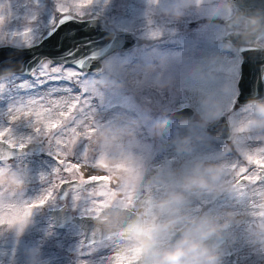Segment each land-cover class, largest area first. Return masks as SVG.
I'll list each match as a JSON object with an SVG mask.
<instances>
[{
	"label": "rangeland",
	"instance_id": "1",
	"mask_svg": "<svg viewBox=\"0 0 264 264\" xmlns=\"http://www.w3.org/2000/svg\"><path fill=\"white\" fill-rule=\"evenodd\" d=\"M75 2L0 0V15L4 17L0 45H32L56 25L63 15L58 9L65 6L68 13L78 16L103 15L116 31L130 32L142 39L138 46L107 57L98 72L86 74L50 62L34 70L47 64L75 72L78 83L74 88L81 95V90L87 91L95 123L89 155L103 158L98 166L111 171V179L120 182L119 187L110 180L106 188H95V199H105L104 207L130 208L145 220L164 223L175 219L174 232L189 222L194 230L203 218H210L218 226L227 224L223 228L228 232V242L216 250L220 264H264V185L257 182L254 186L246 179L239 184L236 172L231 170L235 163L256 170L255 164H248V155L264 161V108H251L250 114L244 111L245 117L236 108L241 62L224 43V36L230 32L226 21L235 15L229 0H91L84 9H77ZM27 29L31 30L27 40L13 35ZM33 73L9 75L0 81L12 90L8 95L14 92L18 98L38 96L39 88L21 96L18 87L21 83L28 89L36 85ZM66 91L69 95L61 98L71 99L72 89ZM9 103L7 98L0 99V127L8 126L10 117L3 114ZM183 107L194 109L192 121L176 124L166 119V113ZM26 111L21 108L15 115L23 118ZM224 114L233 132L228 143L207 131L208 125ZM31 119L43 139L51 121L45 115H33ZM13 131L18 138L34 135L25 121L15 125ZM9 138L15 139L11 134L5 137ZM41 139H33L41 145L40 153L0 163V175L13 174L23 181L22 188L19 184L0 186V204L6 206L0 207V264H128L134 260L131 246L118 236L88 249L79 227H55L48 211L64 205L57 195L64 182L60 177L78 180L79 175L64 170L53 173L58 161ZM108 156L133 157L135 172L104 163ZM64 158L73 161L71 154ZM207 169L221 172L214 191L185 189L188 180ZM80 175H85L82 169ZM48 189L53 199L34 210L28 219L4 223L11 206L19 210L20 205L35 201ZM89 190L70 191L66 203L74 215L90 216L86 214ZM133 190L139 196L133 207H126ZM108 193H114L110 199ZM172 194L184 196V204L175 217L160 214L156 204ZM171 235L160 241L161 249L171 247ZM231 256L236 258L235 263ZM116 257H120L119 262Z\"/></svg>",
	"mask_w": 264,
	"mask_h": 264
},
{
	"label": "water",
	"instance_id": "2",
	"mask_svg": "<svg viewBox=\"0 0 264 264\" xmlns=\"http://www.w3.org/2000/svg\"><path fill=\"white\" fill-rule=\"evenodd\" d=\"M235 10V15L226 21L230 32L226 36V42L234 49L241 52L243 57V80L240 84L241 94L239 104L252 102L264 103V49L255 44V40L264 37V0H229ZM246 21L245 31L236 32V28ZM142 42V39L130 32H119L108 25L103 15L92 14L88 17L67 13L61 15L56 25L46 30L32 45L18 47L13 45H0V59H6L9 67L0 70V79L9 75L31 76L44 62L64 64L78 69L82 73L101 71L104 60L119 51H127ZM257 77V82L251 80ZM195 111L191 107H184L168 112L166 119L177 123H187L194 119ZM210 135L218 140H231L232 133L226 117H221L207 127ZM4 151H9L4 148ZM42 147L38 143H30L21 151H12L11 159L26 156L28 153L38 154ZM10 159V160H11ZM99 171V170H98ZM78 181V180H69ZM97 187L106 182H94ZM112 184L120 186L118 179L113 178ZM89 187L77 184L62 183L58 191V199L64 203L60 208L50 209L48 215L53 219L58 229H63L69 224L79 227L84 233V241L90 240L97 231L109 238L117 236L118 230L136 218H141L130 208L106 205L96 218L91 216L74 215L67 206V197L71 190H88ZM119 213L117 222L111 228H105L99 224V217L105 211ZM192 222L177 230L171 235L168 245L172 246L179 240L185 231L191 228ZM104 241H97L95 244ZM228 242V232L221 228L220 235L213 237L207 243L218 250ZM87 246V243H84ZM161 248V246H159ZM235 263L236 258L231 256ZM128 264H134V260ZM141 264H151L144 257Z\"/></svg>",
	"mask_w": 264,
	"mask_h": 264
},
{
	"label": "snow or ice",
	"instance_id": "3",
	"mask_svg": "<svg viewBox=\"0 0 264 264\" xmlns=\"http://www.w3.org/2000/svg\"><path fill=\"white\" fill-rule=\"evenodd\" d=\"M91 0H77L74 6L77 9H84L89 6ZM62 14H67V6L58 9ZM82 14V13H80ZM4 24V17L0 15V26ZM30 29L25 30L23 33H14L13 35H20L27 40L30 33ZM9 67L6 59H0V70H4ZM32 79L37 81L36 85H33L31 89H28L26 84L21 83L18 87L23 96L25 91H35L39 88L40 95L32 97L18 98L13 92L12 95H8L11 89H9L6 82L0 81V99L7 98L10 103L3 114L7 119L8 126L0 127V163L4 164L8 162L12 156V151H23L28 144L33 142L34 138H40L39 129L34 128V121L31 119L33 115L41 116L45 115L51 123L48 124L47 135L41 139L47 146L51 154L54 155L58 161V166L54 169L53 173H60L61 170L72 173V175H79L78 181H68L64 177H60L62 181L67 184H77L79 186L89 187L90 190L87 195L90 197V207H88L86 214L90 215L93 219L99 215L100 210L104 207L106 200L99 201L95 199L97 192L94 189L97 184L94 182H106L112 178L111 171H105L108 175L92 174L80 175L81 169L98 170V164L103 158L92 157L89 155V148L91 147L92 135L95 132V123L89 111V105L87 100V91H83L81 95L79 91L74 88V85L78 83V74L75 72H68L67 69H61L58 67H50L45 64L40 70L35 71L32 75ZM49 89L53 91L49 92ZM61 89L64 91H55ZM67 89H72L71 99H63L62 96H68ZM26 108L27 115L17 118L15 113L19 109ZM63 118V119H61ZM91 119V122H89ZM27 122V126L34 134L33 136L18 138L14 134V127L19 122ZM11 134L15 139H5L6 136ZM55 147V151L53 148ZM6 148L9 151H4ZM68 154L73 156V161L69 162L66 158ZM248 164H255L256 170L248 167L241 166L240 163L231 165V170L236 172L235 181L239 184L244 179L252 182L255 186L257 182L260 185H264V161L260 159H254L252 155L246 157ZM44 179V177H41ZM50 182V181H49ZM100 187L106 188L105 184H100ZM55 187V186H53ZM114 193H108V198ZM139 196V193L133 190L129 197L126 207H133V201ZM80 197L77 196L76 199ZM255 199V197H253ZM53 199V192L48 189L37 198L35 201L29 203H23L19 206V210H15L16 206L13 205L9 208V214L4 218V223L12 224L16 222H22L28 219L33 211L46 205L49 200ZM0 207H6L0 204ZM110 239V238H109ZM97 241H105V237L98 231L93 234L90 240L84 241L87 243V248H92ZM117 261H120V257H116Z\"/></svg>",
	"mask_w": 264,
	"mask_h": 264
},
{
	"label": "clouds",
	"instance_id": "4",
	"mask_svg": "<svg viewBox=\"0 0 264 264\" xmlns=\"http://www.w3.org/2000/svg\"><path fill=\"white\" fill-rule=\"evenodd\" d=\"M264 115V111H261ZM111 166L129 168L135 172L136 160L133 157L126 159H116L108 156L103 161ZM98 170L105 172L103 167L98 166ZM221 178V172L217 169H207L203 173L193 176L185 184L188 191L212 192L216 183ZM19 184L23 187V181L19 177L8 174L0 175V186ZM185 202L182 195L172 194L166 199L159 201L156 208L159 213L175 217L180 210V206ZM119 213L105 211L99 217V224L103 227L111 228L118 220ZM175 219L167 222L149 221L136 218L129 221L126 226L117 232V236L127 242L135 253L134 264H141L142 258L147 257L151 264H220V256L207 242L213 237H218L222 227L216 225L210 218H203L192 230L185 231L183 236L170 248L161 249L160 241L170 236L175 230Z\"/></svg>",
	"mask_w": 264,
	"mask_h": 264
},
{
	"label": "flooded vegetation",
	"instance_id": "5",
	"mask_svg": "<svg viewBox=\"0 0 264 264\" xmlns=\"http://www.w3.org/2000/svg\"><path fill=\"white\" fill-rule=\"evenodd\" d=\"M246 28H247V23H246V21H243L241 24H239L238 26H237V28H236V32H239V33H241V32H243V31H245L246 30ZM226 36L227 35H225L224 36V43L226 44V45H229V47H230V49L239 57V59H240V62H241V65H240V74H239V80H238V98H237V109H239V110H241L242 112H241V116L242 117H245V116H243L242 115V113L244 112V111H246L247 112V114H250L249 113V111L251 110V108L253 109V108H255V107H261V108H264V103H260V102H252V103H249V104H239V97H240V94H241V87H240V84L242 83V80H243V71H242V65H243V62H244V60H243V57H242V54H241V52L240 51H238V50H236V49H234L229 43H227L226 42ZM255 44L259 47V48H261V49H264V37L263 38H258L257 40H255ZM251 80L252 81H254V82H257V77H251ZM226 117V119H227V121H228V116L227 115H222L221 117ZM220 117V118H221ZM173 123H175V122H173ZM228 123H229V121H228ZM177 124V123H176ZM229 125H230V123H229ZM230 130H231V133H232V137H233V132H232V129H231V126H230ZM232 139V138H231ZM221 141H225V142H230L231 140H229V141H226V140H221ZM28 155V154H27ZM26 155V156H27ZM26 156H24V157H26ZM21 158H23V157H21ZM15 159H18V158H15Z\"/></svg>",
	"mask_w": 264,
	"mask_h": 264
},
{
	"label": "bare ground",
	"instance_id": "6",
	"mask_svg": "<svg viewBox=\"0 0 264 264\" xmlns=\"http://www.w3.org/2000/svg\"><path fill=\"white\" fill-rule=\"evenodd\" d=\"M82 171L85 173V176H86L88 174H92L94 170L82 168ZM94 173H97V172L94 171ZM99 174L103 175L102 173H99Z\"/></svg>",
	"mask_w": 264,
	"mask_h": 264
}]
</instances>
